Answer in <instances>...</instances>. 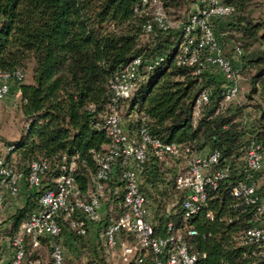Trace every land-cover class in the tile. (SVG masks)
<instances>
[{
  "label": "trees",
  "instance_id": "16d2710c",
  "mask_svg": "<svg viewBox=\"0 0 264 264\" xmlns=\"http://www.w3.org/2000/svg\"><path fill=\"white\" fill-rule=\"evenodd\" d=\"M139 1L0 0V71L22 74L14 83L26 123L16 140L0 139L8 148L5 161L24 173L34 160H43L48 166L39 187L4 221V235L11 238L38 207L40 194L53 188L63 156L67 162L75 159V184L81 193L87 191L98 167L95 154L103 153L109 142L98 123L113 96L111 78L134 57L148 61L160 55L163 60L144 72L131 96L119 103V109L125 104L127 114L136 116L129 131L145 126L166 143L196 152L218 150L221 163L231 166L230 175L209 190L206 206L189 220L197 231L191 238V249L198 254L195 264H264V244L241 245L236 238L238 230L259 224L255 205L241 203L231 194L248 173L242 159L247 144L252 140L264 144V0H221L234 7V14L213 22L223 55L232 59L235 48L240 49L239 60L232 63L238 77L247 73L245 95L254 101L253 116L245 112L247 105L238 102L218 110L226 85L222 75L213 69L197 74L194 67L177 64L180 30L163 31L154 26L146 32L143 25L148 16L141 12ZM160 1L168 17L185 8L179 21L192 9L187 11L188 0ZM25 71L30 72L28 82L23 79ZM205 88L211 90L209 100L194 117L195 101ZM255 95L260 99L257 102ZM160 161L149 155L142 172L141 189L147 198H157L170 189L175 196ZM261 172L264 166L252 174L256 183ZM106 190L107 204L117 207L124 193L118 165ZM257 193L264 195V183H257ZM207 211L212 219L206 217ZM163 216L156 220L160 229ZM169 217L179 224L178 204ZM74 219H82L81 214L75 213ZM60 224L62 231L73 229L69 220L61 219ZM36 249L27 241L26 258H38Z\"/></svg>",
  "mask_w": 264,
  "mask_h": 264
},
{
  "label": "built area",
  "instance_id": "2783aa9c",
  "mask_svg": "<svg viewBox=\"0 0 264 264\" xmlns=\"http://www.w3.org/2000/svg\"><path fill=\"white\" fill-rule=\"evenodd\" d=\"M193 7L183 21L174 26L167 16L160 0H140L141 12L148 16L143 28L150 32L154 26L165 31L171 28L180 30L176 62L179 65L194 67V73L203 70H217L226 82L223 97L218 110L236 102L241 90L237 69L231 58L223 55L213 31V22L231 17L234 7L221 0H192ZM138 12V9H135ZM240 54L235 48L234 55ZM204 55V56H203ZM163 60L156 55L148 61L141 56L134 57L128 64L116 72L109 82L113 93L111 101L98 127L109 139L103 153L95 154L97 170L91 175V185L81 193L75 184L76 161L68 162L63 156L60 172L54 178L53 188L45 190L38 197V207L22 222L17 232L10 238L12 250L8 264H40L38 258L27 259L25 245L28 241L32 248L40 246L42 238L54 239L60 235V220H69L71 228L77 234L85 235L88 224L101 227V242L105 252H116L122 264H195L197 252L191 249V238L197 234L189 220L196 216L207 204L209 190H214L231 172L229 163H221L218 150L196 152L188 146L175 142L166 143L153 137L145 126H140L132 134L124 126L119 103L131 96L144 72ZM20 81L22 74L14 75L0 71V100L10 89V82ZM211 90L203 89L196 101L194 117L199 114L200 106L209 100ZM5 148L0 141V210L7 195L15 196L24 180L29 187L38 188L47 170L43 160L30 162L27 173L13 170L5 161ZM158 160L172 158L182 160L184 167L176 173L173 180L175 204L181 209V219L177 225L169 217L163 216V228L151 214L146 194L142 191V172L148 156ZM246 179L232 190V196L241 203L255 205L254 215L258 225L240 229L236 238L241 245L261 247L264 244V195L257 193V183L252 174L264 166V144L250 141L243 155ZM120 168V181L123 184V197L118 204L117 215L103 213L104 205L109 201L107 182L114 167ZM79 212L82 219H74ZM213 218L210 211L205 213ZM121 236L130 237L131 242L121 240ZM52 264H63L64 251L61 245L51 243Z\"/></svg>",
  "mask_w": 264,
  "mask_h": 264
},
{
  "label": "rangeland",
  "instance_id": "374dc122",
  "mask_svg": "<svg viewBox=\"0 0 264 264\" xmlns=\"http://www.w3.org/2000/svg\"><path fill=\"white\" fill-rule=\"evenodd\" d=\"M187 5L189 6L187 11H189L192 2L188 0ZM184 11L185 8L183 7L181 10H179L178 14L169 15V18L173 21L174 26L177 25L178 21L182 19ZM229 46L227 48H229ZM231 60L234 62L239 59L237 56H232ZM237 64L239 65V62H237ZM239 77L241 90L236 102L247 105L245 112H252L251 116H253L255 114L253 110L254 101L248 100L245 95V91L248 89V84L246 83L247 73L244 71L243 74H239ZM23 79L25 82L30 80L29 71L24 72ZM253 98L256 100V102L257 100H260L256 95ZM120 109L124 126L129 131V129H132L131 122L132 120H135L136 116L135 114L130 116L127 114L125 104H123ZM25 124L26 123L20 110L19 96L15 94V91L8 92L6 97L0 100V139L4 141L16 140L21 135ZM136 131H133V133ZM130 134L132 133L130 132ZM103 148L105 149L106 146H103ZM160 163L161 170L165 173L164 177L168 180H171V183H173L176 173L184 167V162L182 160H176L172 158H165L164 160H161ZM260 174L261 175L257 180L259 186L264 183V172H261ZM173 192L174 191L170 189L167 193H163L157 198L148 196L150 211L155 220L167 214V212L170 211V208H173L172 204H175ZM108 208L109 209H107V211L110 215L115 216L119 212L118 206L113 208V205L111 206L110 204ZM4 217L5 216L0 217V249L2 248V244L6 241L4 238V229H2ZM100 233L101 227L99 226L93 231V227L89 225L87 233L84 236H79L75 230L66 227L62 231V234H60L58 237L50 240H42L40 242V246L35 250V254H37L41 264H51L50 245L51 243H56L61 245L63 248V264H122L116 252H105L101 242ZM121 240H126L129 242L132 241L130 237L125 236H121ZM92 246L96 248V251L93 250Z\"/></svg>",
  "mask_w": 264,
  "mask_h": 264
},
{
  "label": "crops",
  "instance_id": "0c3cea01",
  "mask_svg": "<svg viewBox=\"0 0 264 264\" xmlns=\"http://www.w3.org/2000/svg\"><path fill=\"white\" fill-rule=\"evenodd\" d=\"M191 7H193V4L191 5ZM12 91H15V94L18 95V91L16 90V85L14 81L10 82L9 92ZM32 191H34V189L29 187L28 184L24 180H22L20 182V189L18 194L15 196H10V195L6 196L4 205L0 210V217L5 216L3 218V220L5 221L10 214H12L17 208L21 207L25 203L28 195ZM109 205L110 204L104 205L103 213H107V209H109L108 208ZM5 225L6 224L3 222L2 229L5 227ZM98 226H99L98 224H91V227H93V231ZM4 238L6 241L2 244V248L0 249V264H8L12 254V250L10 246V238L7 236H5Z\"/></svg>",
  "mask_w": 264,
  "mask_h": 264
}]
</instances>
